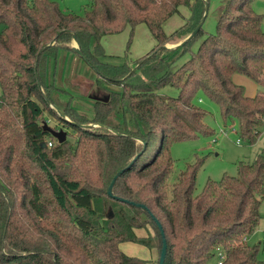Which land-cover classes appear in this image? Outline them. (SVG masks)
I'll return each instance as SVG.
<instances>
[{"label":"trees","instance_id":"trees-1","mask_svg":"<svg viewBox=\"0 0 264 264\" xmlns=\"http://www.w3.org/2000/svg\"><path fill=\"white\" fill-rule=\"evenodd\" d=\"M206 1L92 0L81 15L51 0H0V264H148L123 253L124 242L157 249V264L164 249L163 264H206L215 254L218 264H264L248 243L262 220L263 154L199 194L201 160L169 183L170 146L213 135L194 102L199 91L220 105L225 123L239 122L246 144L264 131V93L248 96L233 80L242 74L264 86L263 17L253 0H230L196 52L203 27L185 45L164 48L193 33ZM181 6L190 17L165 34ZM139 24L155 48L133 65L106 60L113 57L103 37ZM76 42L108 98L93 99L92 118L57 83ZM166 86L179 95L159 94ZM46 114L77 135L75 147L69 132L59 143L44 129Z\"/></svg>","mask_w":264,"mask_h":264},{"label":"rangeland","instance_id":"rangeland-1","mask_svg":"<svg viewBox=\"0 0 264 264\" xmlns=\"http://www.w3.org/2000/svg\"><path fill=\"white\" fill-rule=\"evenodd\" d=\"M59 4L64 13L85 14V9L89 10L92 0H51ZM230 0H208V9L206 20L203 24L202 34L191 46L192 51L196 52L203 41L210 35L216 33L219 19L223 13V8ZM253 10L263 17L262 30L264 31V0H253ZM190 17V9L187 6H181L177 14L173 15L165 24L164 32L167 35L173 34L181 28L185 21ZM0 24V31L3 29ZM156 39L146 24L137 25L134 30L127 26L122 32L113 35H107L102 39V46L105 52L113 58L106 60L116 64L125 62L133 65L137 60L144 57L156 46ZM174 45V44H172ZM168 44V46H172ZM177 45V44H176ZM188 59L184 56L176 62L173 70L181 66ZM63 65V66H62ZM63 67V69H62ZM62 69V70H61ZM61 70V71H60ZM57 83L67 89L73 96L74 104L78 110L85 112L90 118L93 117V99L105 96L104 91L96 85L97 75L82 60V57L73 53L66 54L58 64ZM68 76V77H67ZM249 83H245V92H253L255 83L248 77L238 74ZM238 80V79H237ZM1 91V90H0ZM159 94L166 97H177L180 91L173 86H166L158 91ZM258 93H264V88H259ZM64 100L70 96H62ZM197 107L206 112L204 122L213 130V135H199L195 139L185 140L173 143L170 148V156L174 162L173 173L170 177V184H173L180 172L189 164H195L202 161L197 174L196 194H199L209 180L219 181L224 175L237 177L239 175L240 162L252 163L256 158L264 155V131L259 136L256 143L248 145L243 142L239 134V122L230 120L225 123L222 116L220 105L212 100L205 91L197 93L195 100ZM74 105V107H75ZM47 124L52 127H58L60 123L46 114ZM61 129V128H60ZM67 133L69 129L63 128ZM70 141L75 147L77 135L70 131ZM260 213L262 220L257 229L248 236V243L251 246H259L258 259L264 262V200L262 202ZM139 236L147 235L145 229L136 231ZM120 250L130 257L139 258L148 262V264H157L161 253L157 249H150L143 245L124 242L120 244ZM218 254L211 258L206 264H218Z\"/></svg>","mask_w":264,"mask_h":264},{"label":"water","instance_id":"water-1","mask_svg":"<svg viewBox=\"0 0 264 264\" xmlns=\"http://www.w3.org/2000/svg\"><path fill=\"white\" fill-rule=\"evenodd\" d=\"M208 1H206V11H205V15L201 21V23L199 24V26L193 31V33L188 36L183 42L177 44V45H172V46H164V48H169V49H173V48H179L183 45H185L187 42L191 41L192 39H194L196 37V35L199 33V31L201 30V28L203 27V24L206 20V13H207V9H208ZM77 47H75V52L83 57V53L81 52L78 43L76 42ZM137 68H134L133 71H136ZM95 100H105L107 101V99H103V98H95ZM68 120V119H67ZM86 127H93V125H88ZM44 129L49 132L54 138H56L58 140L59 143H64L67 140V132L64 131V129H60V130H54L52 127H50L47 123L44 124ZM164 245H166V241L164 242ZM165 247V246H164ZM165 250V249H164ZM164 250L162 252V257L160 260V264H163V256H164Z\"/></svg>","mask_w":264,"mask_h":264},{"label":"crops","instance_id":"crops-1","mask_svg":"<svg viewBox=\"0 0 264 264\" xmlns=\"http://www.w3.org/2000/svg\"><path fill=\"white\" fill-rule=\"evenodd\" d=\"M237 75L238 74H236L234 77H233V80H234V82L236 83V84H238V85H244L245 83L247 84V83H249L247 80H244L241 76H239V78H236L237 77ZM238 79V80H237ZM256 85V84H255ZM244 87V86H243ZM259 88H264V86H258V85H256L255 86V89H254V91L253 92H246V95H248V96H255L258 92H259ZM137 233V232H136ZM137 235H138V233H137ZM141 236H143V235H141Z\"/></svg>","mask_w":264,"mask_h":264},{"label":"built area","instance_id":"built-area-1","mask_svg":"<svg viewBox=\"0 0 264 264\" xmlns=\"http://www.w3.org/2000/svg\"><path fill=\"white\" fill-rule=\"evenodd\" d=\"M50 145H52V144L50 143Z\"/></svg>","mask_w":264,"mask_h":264},{"label":"flooded vegetation","instance_id":"flooded-vegetation-1","mask_svg":"<svg viewBox=\"0 0 264 264\" xmlns=\"http://www.w3.org/2000/svg\"><path fill=\"white\" fill-rule=\"evenodd\" d=\"M59 130H60V128H59Z\"/></svg>","mask_w":264,"mask_h":264}]
</instances>
